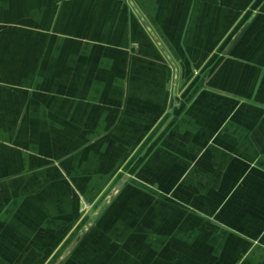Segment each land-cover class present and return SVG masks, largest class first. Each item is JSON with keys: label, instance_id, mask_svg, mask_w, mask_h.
<instances>
[{"label": "crops", "instance_id": "obj_1", "mask_svg": "<svg viewBox=\"0 0 264 264\" xmlns=\"http://www.w3.org/2000/svg\"><path fill=\"white\" fill-rule=\"evenodd\" d=\"M0 264H264V0H0Z\"/></svg>", "mask_w": 264, "mask_h": 264}, {"label": "rangeland", "instance_id": "obj_2", "mask_svg": "<svg viewBox=\"0 0 264 264\" xmlns=\"http://www.w3.org/2000/svg\"><path fill=\"white\" fill-rule=\"evenodd\" d=\"M109 189H110V188H108V189L106 190L105 194H107L108 192H110V191L112 190V189H111V190L109 191ZM86 208L88 209V208H90V207L87 205Z\"/></svg>", "mask_w": 264, "mask_h": 264}]
</instances>
